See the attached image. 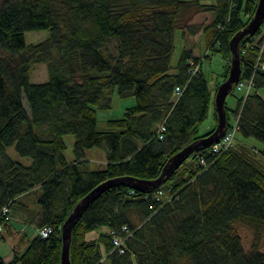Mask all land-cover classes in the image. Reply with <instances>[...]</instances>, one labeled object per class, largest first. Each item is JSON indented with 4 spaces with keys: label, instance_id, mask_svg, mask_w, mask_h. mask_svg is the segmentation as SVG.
Returning <instances> with one entry per match:
<instances>
[{
    "label": "trees",
    "instance_id": "trees-1",
    "mask_svg": "<svg viewBox=\"0 0 264 264\" xmlns=\"http://www.w3.org/2000/svg\"><path fill=\"white\" fill-rule=\"evenodd\" d=\"M258 2L0 0V225L8 227L20 196L39 188L34 221L39 229L53 228L12 261L0 256V264H61L62 226L89 192L119 177L156 179L169 158L215 131L216 111L214 129L198 136L214 94L203 58L191 51L173 72L174 33L200 34L207 58L224 56L223 83L231 68L230 41L249 24ZM202 13L211 21L192 24ZM41 30L50 36L27 44L26 33ZM263 30L264 22L240 44V81L253 80V90L238 100L234 114L237 133L264 145V69L257 67L264 65ZM34 64L48 66L47 82H31ZM115 88L136 103L99 131L96 107L108 105ZM226 108L230 127L235 122ZM69 134L76 136L72 162L65 156ZM11 147L31 164L11 158ZM95 147L106 150L107 164L92 170L86 151ZM239 224L264 229V163L243 143L218 153L210 146L154 191L119 185L94 201L73 230L71 264H264L259 247L245 249Z\"/></svg>",
    "mask_w": 264,
    "mask_h": 264
},
{
    "label": "rangeland",
    "instance_id": "rangeland-1",
    "mask_svg": "<svg viewBox=\"0 0 264 264\" xmlns=\"http://www.w3.org/2000/svg\"><path fill=\"white\" fill-rule=\"evenodd\" d=\"M203 4H210V0H199ZM210 13H202L197 16H194L191 20L192 24L206 26L211 21ZM200 35V34H199ZM190 35L186 34V30L179 28L174 33V52L172 55V66L173 72L177 70L178 64L181 60L182 54L185 51H191L193 57L203 58V67L202 71L204 77L207 79L209 83V87L213 91L214 100L217 92L218 83L223 81L224 79V65L227 60H225L224 56L221 53H216L211 56V58H207L208 47L206 43V39L202 35ZM50 36L49 30H41L34 32H27L26 42L27 44L38 43L46 40ZM30 79L32 83H45L49 80V71L48 66L46 64H34L32 66ZM243 91H238L233 89L227 99L226 106L229 109V117L230 122L233 124L235 122V114L234 112L237 109L238 100L242 98ZM259 93L264 98V87L260 89ZM136 100L134 97L122 98L119 95L118 88H115L110 96L109 104L104 107H96L97 109V121H98V129L99 131L109 130L108 122L110 120L121 119L125 115V111L134 106ZM215 106L214 102L211 106V110L209 112L208 117L204 120L198 127V136H204L208 134L212 129H214L216 125L215 120ZM65 142L67 148L65 150V156L69 162H72L76 159L77 154L75 152V143L76 136L73 134H69L65 136ZM235 143H243L250 148H255L257 150L258 159L264 163V145L260 141L255 138H243L239 133H237L235 138ZM8 154L14 160L21 161L25 164H31V160L29 158L21 157L15 147H11L8 149ZM106 150L100 148H91L86 151V155L88 158V166L90 169L97 170L104 167L106 164L105 161ZM14 223H16L14 221ZM25 229H27L26 234L18 233L19 235L25 237V239L33 238L37 235V230L32 225H24ZM238 231L242 237L243 245L247 251H249L252 247H259L262 251H264V229L260 232H257L253 226L248 224H239L237 226ZM21 229V228H19ZM99 232H95L90 234L89 238H95ZM7 236V232L5 233ZM104 264H111V262L107 259L104 260Z\"/></svg>",
    "mask_w": 264,
    "mask_h": 264
},
{
    "label": "water",
    "instance_id": "water-1",
    "mask_svg": "<svg viewBox=\"0 0 264 264\" xmlns=\"http://www.w3.org/2000/svg\"><path fill=\"white\" fill-rule=\"evenodd\" d=\"M264 22V0H259L255 14L250 20L249 24L239 31L230 41V49L232 53L231 68L228 78L219 86L214 100L215 111L218 115V124L215 131L205 137H201L191 144L185 146L178 153L169 158L168 162L163 168L162 174L152 180H143L130 176L119 177L107 180L91 192H89L72 210L71 214L62 226V254L61 264H71V243L73 230L86 210L91 204L101 197L108 190L125 185L136 189L140 192H150L158 189L168 182L170 177L180 168V166L189 157L201 149L208 148L218 143L225 135L228 128V113L226 108V99L229 93L240 82L242 77V58L240 44L247 37H253L261 28Z\"/></svg>",
    "mask_w": 264,
    "mask_h": 264
},
{
    "label": "crops",
    "instance_id": "crops-1",
    "mask_svg": "<svg viewBox=\"0 0 264 264\" xmlns=\"http://www.w3.org/2000/svg\"><path fill=\"white\" fill-rule=\"evenodd\" d=\"M210 2L213 3L214 0H210ZM86 159L88 160L87 156ZM104 162L107 164L106 154ZM39 193V188H36L20 196L18 198L19 204L14 207L10 214L9 223L7 224L8 227H5L4 230L0 232V256H2L7 262L13 260L15 252L23 253L29 246L31 240L39 235V227L34 221L35 215L37 216L41 210L38 203ZM14 221L16 223H14ZM24 225H32L37 230V235L30 239H25V237L19 235L18 233H27V229L23 228ZM6 232L8 234L7 236L5 235Z\"/></svg>",
    "mask_w": 264,
    "mask_h": 264
},
{
    "label": "built area",
    "instance_id": "built-area-1",
    "mask_svg": "<svg viewBox=\"0 0 264 264\" xmlns=\"http://www.w3.org/2000/svg\"><path fill=\"white\" fill-rule=\"evenodd\" d=\"M262 37H264V30L263 32H261V36L258 39H261ZM257 67H261V69H264V65L263 64H258ZM235 89L238 91H243V95L244 97H248V95L250 94V92H252L253 90V80L250 81H240L236 86ZM181 94V88L178 87L176 89V95H180ZM165 130V127H161V131L163 132ZM238 132V120L235 122L234 125L230 126L227 128V131L224 135V137L216 144L212 145V151L215 153L221 152L222 150H227L230 147L233 146L234 142H235V138H236V134ZM160 138H163L162 135H160ZM202 162H204L202 160ZM163 192L159 191V195H162ZM7 212L8 209L5 208L3 210V214L7 217ZM126 229V228H125ZM4 230V226L0 225V232H2ZM53 232V228L52 227H45L39 230V235H41L42 237H49ZM114 244L117 246V248L121 249V251L123 252V249L121 248L122 246V240L120 238H115L114 240Z\"/></svg>",
    "mask_w": 264,
    "mask_h": 264
}]
</instances>
